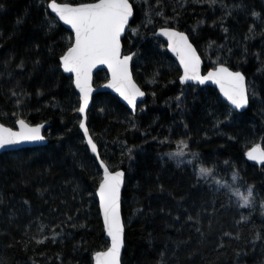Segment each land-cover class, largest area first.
<instances>
[{
	"label": "trees",
	"instance_id": "16d2710c",
	"mask_svg": "<svg viewBox=\"0 0 264 264\" xmlns=\"http://www.w3.org/2000/svg\"><path fill=\"white\" fill-rule=\"evenodd\" d=\"M48 1L0 0V122L12 127L17 118L32 124L50 123L45 146L0 154V197L4 201L0 204V264H92L93 254L108 246L96 198L101 171L78 127V95L72 79L58 63L72 35L49 13ZM222 2L247 7L234 10L220 23L224 8L219 0L212 7L196 0L183 4L182 0H160L159 4L136 0L130 24L139 27V35L129 30L122 42L125 53H138L133 76L147 91L139 105L144 110L132 115L109 93L93 98L87 124L100 155L111 168L127 173L122 194V264H161L162 256L164 264H264V241L253 242L256 230L264 237V164L252 163L245 155L253 145L264 148V0ZM149 8L154 10L151 23L145 18ZM253 9L261 13V21L250 15ZM157 10L164 15H155ZM18 19L22 23L17 24ZM213 21H217L215 26ZM49 22L55 24L52 31ZM253 23L256 35L246 39ZM159 26L187 32L203 57L204 70L222 60L243 71L250 90L258 93L248 109L237 114L214 88L182 85L180 69L165 44L152 37ZM5 60H10L7 67ZM21 61L23 68L17 67ZM106 78V72L99 71L95 83ZM13 90L24 95L13 96ZM181 92L183 103L178 106L175 98ZM229 112L234 114L231 120L226 119ZM133 117L135 129L129 124ZM217 119L222 121L218 126ZM182 138H190V150L200 152L206 164H214L220 177L229 178L237 171L238 186L254 185V206H238L233 197L229 200L227 189L217 191L207 182L193 187L191 166L178 168L168 157L161 159ZM133 146L138 147L129 161L127 148ZM201 206L207 209L202 216L203 238L193 221L186 222L188 214L195 215ZM241 216H250V220L243 221ZM209 219L213 220L211 230ZM41 225L46 226L43 232L38 231ZM53 229L60 233L55 242ZM224 232L233 236L223 237L226 247L219 248ZM45 236L48 239L43 244L35 242Z\"/></svg>",
	"mask_w": 264,
	"mask_h": 264
},
{
	"label": "snow or ice",
	"instance_id": "6c2138e0",
	"mask_svg": "<svg viewBox=\"0 0 264 264\" xmlns=\"http://www.w3.org/2000/svg\"><path fill=\"white\" fill-rule=\"evenodd\" d=\"M135 2L136 0H92V2L88 3H60L58 0H49L47 3V8L55 13L59 21L70 25L74 33V36L68 38V46L63 54L59 56L58 63L64 72L73 74L74 78L71 82L74 84L75 89L78 90L79 105L75 111L83 117L79 121L78 126L83 131L86 146L90 148L91 153L95 154L96 159H99L98 145L94 141L87 125V111L93 100L94 92L93 69L97 65H107L111 73L107 87L114 89L127 105L131 107L133 113L137 111L138 98L146 95L145 91L142 90L141 86L133 78V62L138 53L129 51L128 54H124L122 45V36L126 31L130 30L134 35H139V27L131 28L130 24V21L135 17ZM159 2L160 0H157L158 4ZM184 2L186 0H182V4ZM196 2L207 3L212 7L217 4L218 0H196ZM219 2L224 8V15L220 17V23H223L227 17L231 16L234 10L246 9L247 7L243 3L228 6L223 4L222 0H219ZM153 11V9L149 8L145 13V18L149 23L153 19ZM155 15L163 16L164 13L157 10L155 11ZM250 15L254 20H262L261 13L254 9L251 10ZM20 23L22 21L18 19L17 24ZM198 23H203V21ZM216 24L217 21H213V25L215 26ZM54 28L55 24L49 22L48 30L52 31ZM223 31L227 33L229 29L224 28ZM159 32L168 38V48L178 56L180 64L183 67V75L179 77L181 83L188 81H196L199 84H204L208 81L214 82L219 86L220 92L230 105L234 109L239 110L246 109L250 105V102L257 97L258 93L254 88L250 90L245 73L240 70H233L222 60H218L216 66L208 71L207 75H201V58L189 35L185 32L177 31L176 28L170 26H162ZM255 35L256 24L253 23L249 26L246 39H250ZM214 44V41L211 42L209 47H212ZM256 55L259 57V53ZM36 63L39 62L37 61ZM4 64L7 67L10 64V60H5ZM17 67L23 68L24 62L21 61ZM12 95L19 97L20 95H24V93L18 94L13 90ZM152 95L155 96L156 94L153 92ZM182 96L183 92H181V96L175 98L178 106L183 103ZM16 104L17 106L21 105L19 98ZM139 110L143 111L144 109ZM13 115H16V113H13ZM233 118L234 114L232 112H229L226 116L228 120ZM220 123L222 121L217 119L216 126ZM15 124L18 125V129L0 123V149L25 142L34 143L45 140V136L42 135L43 123L33 125L24 118H17ZM129 124L131 128H136L134 117L132 120H129ZM184 127L187 128L188 125L185 124ZM169 139L168 137L165 138L166 141ZM188 139L190 138L179 139L175 145V150L162 153L161 159L165 156L170 160L174 159L178 168L191 166L195 178L193 187L200 186L202 182H208L209 186L216 185L217 191L221 188L227 189L230 193L229 200L235 197L240 202V207L249 208L254 206L255 186L248 185L243 191L240 188L234 187L233 185L239 180V173L233 171L229 178L220 177L214 164H206L200 152L190 150ZM164 142L160 141V143ZM134 147L138 146L127 148L126 157L129 161L134 159ZM122 155H125V153H122ZM245 155L249 160L264 164V148L260 145L252 147ZM225 163L227 164L228 162L225 161ZM99 167L103 169V176L96 189V194L99 196L103 224L107 236L110 238V244L106 250L95 252L94 260L95 264H121V251L125 246V222L121 215V188L125 184L127 173L124 169L110 168L103 159H99ZM160 190L164 191L163 185H161ZM181 199H184V197H181ZM3 202V198L0 197V204ZM25 203L28 202L25 201ZM221 207H224V205H221ZM184 211L187 212L188 209H184ZM205 211L207 209L201 206L195 215L189 213L186 218V222H194L195 231L200 233L202 238L206 234L201 228L202 216ZM261 211L264 214V201H261ZM215 213L216 209L213 207L212 215H215ZM71 219L72 217H68V220ZM176 219H179V217ZM241 220L248 221L250 220V216H241ZM44 227L46 226L41 225L38 227V231L43 232ZM212 227L213 220L209 219L208 229L211 230ZM52 232L51 239L55 242L56 237L60 233L56 232L55 229ZM25 235H27V232ZM232 236L233 233L224 232L218 247H226L223 237ZM32 239H35V237L33 236ZM47 239L48 237L45 236L43 240H36L35 242L43 244ZM235 239H241L239 233L235 235ZM257 240L264 241L260 230H256L253 237V242ZM236 255L239 256L240 253L238 252ZM161 264H164L163 256Z\"/></svg>",
	"mask_w": 264,
	"mask_h": 264
},
{
	"label": "water",
	"instance_id": "95a60500",
	"mask_svg": "<svg viewBox=\"0 0 264 264\" xmlns=\"http://www.w3.org/2000/svg\"><path fill=\"white\" fill-rule=\"evenodd\" d=\"M49 2V1H48ZM47 2V3H48ZM58 2H60V3H64V2H62V1H58ZM88 2H92V1H88ZM88 2H83V3H88ZM67 3H70V2H67ZM79 3H82V2H79ZM48 9V8H47ZM48 11H49V13L65 28V29H67L70 33H71V35L72 36H74V33H73V31L71 30V27H70V25H66V24H64L62 21H59L58 20V18L56 17V15H55V13H53L50 9H48ZM132 21V20H131ZM131 21H130V23H131ZM162 26H159V27H157L151 34H152V37H154V38H157V39H159L160 41H162L164 44H165V49H166V51H167V53L169 54V56L175 61V63L177 64V66L179 67V69H180V75H179V77L181 76V75H183V67H182V65L180 64V61H179V58H178V56L174 53V52H172L171 51V49H169L168 48V38L166 37V36H163V35H161L160 34V32H159V29L161 28ZM170 27H173V26H170ZM174 28H176V27H174ZM176 30L177 31H180V32H185V31H183V30H181V29H178V28H176ZM127 32V31H126ZM126 32H125V34H126ZM186 34H187V32H185ZM125 34L122 36V40H123V38H124V36H125ZM192 42V41H191ZM193 43V42H192ZM122 45H123V42H122ZM194 45V44H193ZM194 47H196L195 45H194ZM197 49V48H196ZM132 52H136V50H133ZM197 53H198V55L200 56V58H201V67H200V73H201V75H207V72L208 71H210L213 67H215V66H212V67H210V68H208V69H206V70H204L203 68H204V60H203V57L201 56V54L199 53V51H198V49H197ZM124 54H128V53H125L124 52ZM228 66V65H227ZM230 67V66H229ZM233 70H235V69H233ZM61 71H62V73L63 74H65L66 76H69V77H71V79H73L74 77H73V74H71V73H66V72H64L63 71V69L61 68ZM99 71H105L106 72V74H107V78H106V80L104 81V82H102V83H99V84H96L95 83V75L97 74V72H99ZM110 78H111V73H110V71L108 70V68H107V65H97V67L96 68H94L93 69V89H94V92H93V98H94V96H96L97 94H99V93H109V94H111V95H113V96H115L118 100H119V102L122 104V105H124L128 110H129V112L132 114V115H135V114H137V112H138V110H139V105L142 103V102H144L145 101V99H146V97H147V91L145 90V89H143L142 87V90L143 91H145V93H146V95L144 96V97H141V98H138V100H137V105H138V108H137V111L135 112V113H133L132 112V110H131V107L129 106V105H127V103L123 100V98L122 97H120L119 96V94L114 90V89H112V88H109V87H107V84H108V82H109V80H110ZM133 78H134V76H133ZM247 78V77H246ZM134 80H135V78H134ZM136 81V80H135ZM179 82H180V80H179ZM136 83H137V81H136ZM181 83V82H180ZM138 84V83H137ZM182 85H187V84H190V85H195V86H199V87H205V86H209V87H212V88H214L216 91H217V93L219 94V96H220V98L222 99V100H224L225 102H226V104L231 108V109H233V110H235V111H237V112H240V113H242V112H245L247 109H248V107L246 108V109H243V110H239V109H234L231 105H230V103L227 101V99L223 96V94L220 92V89H219V86L217 85V84H215L214 82H211V81H208V82H205L204 84H199L198 82H196V81H188V82H186V83H181ZM73 85V88H74V90H75V92H76V94L78 95V90L77 89H75V86H74V84H72ZM139 85V84H138ZM140 86V85H139ZM92 102H93V100H92ZM92 102L90 103V106H89V109H90V107H91V105H92ZM79 106V105H78ZM78 108V107H77ZM89 109H88V111H87V119H88V112H89ZM78 115H79V118H80V120L83 118L82 117V115L81 114H79V113H77ZM79 120V121H80ZM1 123V122H0ZM40 123H43L44 124V128L42 129V135H44L45 136V140H43V141H39V142H34V143H28V142H25V143H21V144H17V145H13V146H8V147H6V148H3V149H0V154H2L3 152H6V151H16V150H21V149H25V148H34V147H42V146H45L46 144H47V142H48V138H47V136H46V130H47V128L50 126V123L49 122H47V121H45V122H40ZM40 123H36V124H40ZM30 124H32V123H30ZM6 125V124H5ZM33 125H35V124H33ZM78 125H79V123H78ZM88 125V124H87ZM6 126H8V125H6ZM8 127H12V126H8ZM79 127V126H78ZM13 128H16V129H18V125H16L15 124V126L13 127ZM89 128V127H88ZM79 130H80V132H81V135H82V137H83V139H84V142L86 143V139L84 138V136H83V131L79 128ZM90 130V129H89ZM91 133V132H90ZM92 135V134H91ZM95 141V140H94ZM96 142V141H95ZM97 143V142H96ZM98 145V144H97ZM257 145V144H256ZM256 145H253V146H251L248 150H250L252 147H254V146H256ZM88 148V147H87ZM88 150H89V152L91 153V150H90V148H88ZM247 150V151H248ZM98 151H99V147H98ZM94 157H95V154H93V153H91ZM99 159H102V157H101V155H100V151H99ZM99 159H96V161H97V164H98V168H99V170L101 171V178H102V176H103V169L102 168H100L99 167ZM248 159V158H247ZM249 160V159H248ZM105 161V160H104ZM250 162H252V163H256V164H261V163H259V162H257V161H252V160H249ZM106 162V161H105ZM107 163V162H106ZM111 168V167H110ZM116 169H123V168H116ZM125 170V169H124ZM126 171V170H125ZM125 183H126V180H125ZM99 185V184H98ZM124 186H125V184L122 186V188H121V201H122V194H123V190H124ZM98 187V186H97ZM96 198H97V202H98V209H99V214H100V218H101V222H102V226H103V230H104V238H105V240L108 242V246H109V244H110V238L107 236V233H106V230H105V228H104V224H103V214H102V211H101V209H100V205H99V196L96 194ZM121 215H122V203H121ZM122 218H123V215H122ZM123 220H124V218H123ZM107 246V247H108ZM125 247V246H124ZM103 250H106V248L105 249H102V250H99V251H103ZM123 251H124V248L122 249V251H121V264H122V255H123ZM97 252V251H96ZM92 264H95V260H94V254H93V256H92Z\"/></svg>",
	"mask_w": 264,
	"mask_h": 264
},
{
	"label": "rangeland",
	"instance_id": "374dc122",
	"mask_svg": "<svg viewBox=\"0 0 264 264\" xmlns=\"http://www.w3.org/2000/svg\"><path fill=\"white\" fill-rule=\"evenodd\" d=\"M176 144H177V142H176ZM173 150H175V149H173ZM173 150H170V151H173ZM189 159H190V157H189ZM171 160H173L176 163V161L174 159H171ZM211 186L214 187L215 189H217V186L216 185L213 184ZM233 186L236 187V188H240L242 191L246 189V187L238 186L236 183ZM233 198H234L236 204L239 206L240 205V202L235 197H233Z\"/></svg>",
	"mask_w": 264,
	"mask_h": 264
},
{
	"label": "bare ground",
	"instance_id": "6f19581e",
	"mask_svg": "<svg viewBox=\"0 0 264 264\" xmlns=\"http://www.w3.org/2000/svg\"><path fill=\"white\" fill-rule=\"evenodd\" d=\"M174 27V26H173Z\"/></svg>",
	"mask_w": 264,
	"mask_h": 264
}]
</instances>
